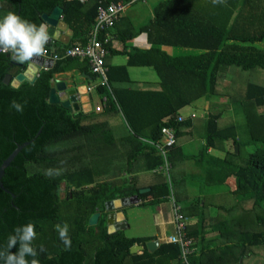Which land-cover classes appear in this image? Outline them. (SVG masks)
Listing matches in <instances>:
<instances>
[{
  "label": "trees",
  "instance_id": "1",
  "mask_svg": "<svg viewBox=\"0 0 264 264\" xmlns=\"http://www.w3.org/2000/svg\"><path fill=\"white\" fill-rule=\"evenodd\" d=\"M128 1L106 0L104 5ZM97 6V0L84 4L0 0V21L11 12L39 26L42 14L60 7L62 21L72 31L68 43L45 45L57 59L50 69L38 72L33 84L24 81L16 88L5 84L6 76L14 79L29 62L0 53V165L18 145L31 141L1 179L10 193L0 189V247L6 246L16 227L32 223L40 264H183L178 245L161 243L149 252V238L108 233L104 207L108 201L134 195L141 205L168 200L172 170L170 184L162 174L149 173L163 164L154 144L161 138V128L170 127L176 137L167 151L171 165L188 140L202 138L206 147L222 148L231 141L233 148L223 163L235 181L232 190L220 195L223 203L216 208L218 216L226 217L222 224L229 230L227 237L219 229L225 245L202 244L204 222L188 223L186 233L195 246L188 263L264 264V0L158 1L148 23L119 37L122 50H113L114 38L105 45L107 56L127 57L122 66H110L107 56L104 59L108 88L97 85L93 91L100 100L106 97L105 108L96 112L98 104L89 113H72L48 103L53 74L78 70L93 79L86 60L64 57V51L86 41ZM140 33L147 35L150 48L127 50L125 41ZM167 48L188 51L173 54ZM129 66L152 68L157 81L131 80ZM212 96L239 105L249 140H240L230 115L208 114L196 104ZM13 101L24 106L22 113L11 107ZM176 116L184 117L183 122ZM49 169L59 174L48 175ZM63 183L67 195L62 200ZM142 189L148 191L140 194ZM97 212V224L89 226V218ZM181 214L186 217L182 210ZM64 223L69 225L70 250L56 230ZM134 246L142 249L132 254Z\"/></svg>",
  "mask_w": 264,
  "mask_h": 264
},
{
  "label": "crops",
  "instance_id": "2",
  "mask_svg": "<svg viewBox=\"0 0 264 264\" xmlns=\"http://www.w3.org/2000/svg\"><path fill=\"white\" fill-rule=\"evenodd\" d=\"M158 1L161 0L153 1L154 5ZM136 3L127 6L123 14L119 17V20L110 30V38H114L112 42L114 51L123 49L119 37L128 34L130 28L138 29L144 26L153 18L152 8L154 5L147 3V0L144 2L140 1V5ZM71 36L72 31L68 29L61 18L55 31L50 35V45L56 42L66 44L70 41ZM125 47L129 51L135 48L145 50L150 48V44L147 35L140 33L134 38L125 41ZM166 50L173 54L188 51L187 49H176L175 51V49L169 48ZM38 58L43 59L35 60L39 66L45 61L47 65L52 66L54 64V62L49 61L50 59L48 57ZM106 59L110 66H122L127 62V57L120 53L108 55ZM126 70L127 75L133 81H157L156 74L150 67L129 66ZM53 81L52 88H56L58 91L64 89L74 90L78 96L86 97L88 102L85 105L89 106L90 111L100 103V98L94 91L90 93L85 92L87 86H93L95 89L97 81L94 78L92 79L80 73L78 70L55 73L53 74ZM196 104L202 106L208 114L223 112L225 105H228L227 100L223 99V97H217L210 102L204 100V102H198ZM80 111L83 112L82 110ZM199 132L202 133V130H199ZM185 134H189V132ZM232 149L231 141L226 142L222 148L206 147V142L202 138L188 140L180 145V152L176 151L173 157L174 164L171 165L172 189L175 202L188 219L190 225L199 223L200 221L204 222L203 231H205V235L201 241L203 242L202 244H209L212 248L225 245V237L221 235L219 229L224 230L226 237L229 231L222 224V221L226 217H223L222 214L218 216L216 214V208L223 203L221 200L222 196L220 195L232 190L235 181L234 176L228 177L229 167L224 166L225 162L223 163L227 152L232 151ZM247 149L251 150L252 146H248ZM148 163L146 165H149ZM158 168L159 166L151 170L149 174H157ZM145 181L143 180V182ZM140 203L141 201L138 198L137 202L130 203V205L120 209L125 215V222L127 224V228L123 232L129 238H149L150 240L146 242V248L148 243L157 242L158 245L153 249L155 251L163 243L161 240L173 233V227L170 224V204L168 200L158 204L148 203L147 205H141ZM204 214L207 216L205 220H203ZM131 230L144 231L146 234L127 236V231L131 233ZM147 250L149 251L148 248Z\"/></svg>",
  "mask_w": 264,
  "mask_h": 264
},
{
  "label": "built area",
  "instance_id": "3",
  "mask_svg": "<svg viewBox=\"0 0 264 264\" xmlns=\"http://www.w3.org/2000/svg\"><path fill=\"white\" fill-rule=\"evenodd\" d=\"M80 4H84L89 0H75ZM97 18L95 24L87 35V39L83 44L72 46L64 51V57L76 58L80 60H86L89 72L93 78L97 81V85L105 86L108 88V69L104 65V59L108 54L105 45L110 40V30L114 27L115 23L119 20V17L123 14L128 5L145 0H129L128 2L114 3L110 2L107 5L106 0H97ZM10 53V52H0ZM11 54V53H10ZM42 57H48L52 62L57 59V56H53L45 50V55ZM38 74H36L37 76ZM96 85V86H97ZM93 86H87L85 92L90 93L93 91ZM107 99L102 97L98 106L94 108L96 112L102 111L106 106ZM194 114H191L189 118H193ZM184 117L176 116L177 122H183ZM176 142L175 131L170 127L161 128V138L158 143L154 144L155 148L159 151L163 158V164L159 166L158 172L162 174L170 184V170L171 164L167 160V151L174 146ZM170 204V224L173 227V233L163 238L161 241L165 244L178 245L181 252V259L183 264H189L188 259L195 253V246L193 240L188 237L186 233V226L188 220L181 214L180 207L176 204L172 190L168 198Z\"/></svg>",
  "mask_w": 264,
  "mask_h": 264
},
{
  "label": "clouds",
  "instance_id": "4",
  "mask_svg": "<svg viewBox=\"0 0 264 264\" xmlns=\"http://www.w3.org/2000/svg\"><path fill=\"white\" fill-rule=\"evenodd\" d=\"M214 4H222L225 0H212ZM50 40L48 25L41 23L37 26L35 23L22 19L20 16L9 13L0 21V52H10L13 59L20 63L34 61V57L45 55V45ZM11 107L17 112L22 113L24 106L21 103L13 101ZM59 174V170L49 169L47 174ZM59 238L70 250L72 241L69 236V225H56ZM36 238L35 225L28 223L16 227L13 234H10L6 246L0 247V264H40L36 258L37 249L33 246ZM19 245L18 250L11 251ZM40 252L44 249L41 247ZM29 257L31 259H29Z\"/></svg>",
  "mask_w": 264,
  "mask_h": 264
},
{
  "label": "water",
  "instance_id": "5",
  "mask_svg": "<svg viewBox=\"0 0 264 264\" xmlns=\"http://www.w3.org/2000/svg\"><path fill=\"white\" fill-rule=\"evenodd\" d=\"M62 9L60 7H55L51 13L49 14H42L41 15V23H46L48 25V31L49 35L52 34L53 31H55L59 20L62 18ZM51 39L48 41L46 45H50ZM34 61H30L27 65V68L24 72L18 74L14 79L11 80V76L8 75L4 79L5 84L11 83L12 87H18V85L24 81H28L31 84L34 83L36 80V74L43 68V69H50L52 66L47 65L46 61L43 62L42 65H37V62L35 60H41L42 58L34 57ZM43 60V59H42ZM51 61V60H49ZM88 102V99L84 96H78L74 90H62L58 91L56 88H51L49 96H48V103L49 104H59L63 108L71 111L72 113H76L80 110H82L85 113L90 112L89 106L85 105V103ZM88 108V111H87ZM40 131L37 133L39 134ZM29 142H24L21 145H18L15 150L5 159L3 160L2 164L0 165V189L3 190L5 193L9 194L10 192L6 190L3 187V184L1 182L2 177L4 176V170L9 167L10 163L14 160V158L17 156V154L27 145L30 144ZM147 189H142L139 191V193H145L147 192ZM138 200V196L134 195L131 197H125L121 199H116L112 201H108L105 203V211L107 212L106 217V224H107V232L113 233L116 231H124L125 228H127V224L125 222V215L120 210L128 205L130 203H135ZM100 213L97 212L93 214L88 221L89 226H95L98 222ZM158 245L157 242H151L147 244V248L149 251H153V249ZM142 247L134 246L130 249V253L134 254L138 251H140Z\"/></svg>",
  "mask_w": 264,
  "mask_h": 264
},
{
  "label": "rangeland",
  "instance_id": "6",
  "mask_svg": "<svg viewBox=\"0 0 264 264\" xmlns=\"http://www.w3.org/2000/svg\"><path fill=\"white\" fill-rule=\"evenodd\" d=\"M153 1L155 2L156 0H147V3H150L151 5H154ZM136 4L140 5V1L137 2ZM1 13L2 12H0V14ZM175 51H176V49H175ZM131 73H132V71H131ZM216 98L217 97H213V96L209 97L208 101L210 102V101H212V100H214ZM223 99H225V98H223ZM225 100H227V99H225ZM227 103H228V105H225V109L222 112L223 115L224 116L230 115L234 119V121H235V123L237 125V132H238V134H239V136H240L242 141L249 140V135L247 133L246 120H245V116L242 113L241 108L239 107L238 104H229V102H227ZM172 193H173V191H172ZM66 195H67V192L65 190V186H64V183H63L61 185V189H60V198L63 200ZM145 234H146V232L139 231V230H131V233H128V231H127V236H132V235H135V236L137 235L138 236V235H145Z\"/></svg>",
  "mask_w": 264,
  "mask_h": 264
}]
</instances>
